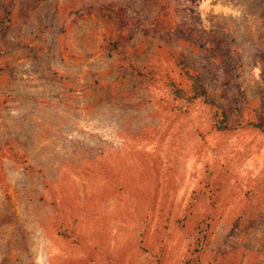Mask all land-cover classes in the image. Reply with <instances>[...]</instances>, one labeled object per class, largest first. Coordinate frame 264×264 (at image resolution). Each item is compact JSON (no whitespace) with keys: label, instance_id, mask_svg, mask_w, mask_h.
I'll list each match as a JSON object with an SVG mask.
<instances>
[{"label":"rangeland","instance_id":"obj_1","mask_svg":"<svg viewBox=\"0 0 264 264\" xmlns=\"http://www.w3.org/2000/svg\"><path fill=\"white\" fill-rule=\"evenodd\" d=\"M260 122L264 0H0V264H264Z\"/></svg>","mask_w":264,"mask_h":264},{"label":"trees","instance_id":"obj_2","mask_svg":"<svg viewBox=\"0 0 264 264\" xmlns=\"http://www.w3.org/2000/svg\"><path fill=\"white\" fill-rule=\"evenodd\" d=\"M162 11L163 12L161 13V15H158V17H156V19L154 20L152 30H158V31L168 30L167 28L168 23H171L175 19V14H171L173 13L171 9L167 11L164 10ZM120 41L123 42L122 40ZM120 41L114 42L112 44V49H116L121 44ZM255 126L264 131V123L260 122L258 124H255Z\"/></svg>","mask_w":264,"mask_h":264}]
</instances>
